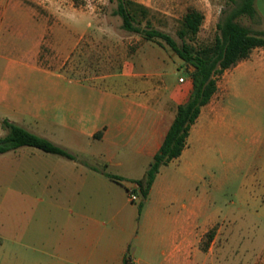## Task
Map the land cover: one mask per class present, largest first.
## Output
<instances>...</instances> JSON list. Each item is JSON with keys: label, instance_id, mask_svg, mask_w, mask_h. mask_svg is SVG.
Returning <instances> with one entry per match:
<instances>
[{"label": "crops", "instance_id": "obj_1", "mask_svg": "<svg viewBox=\"0 0 264 264\" xmlns=\"http://www.w3.org/2000/svg\"><path fill=\"white\" fill-rule=\"evenodd\" d=\"M0 7V137L9 120L75 156L22 148L0 154V174L14 173L23 193L18 211L44 224L40 232L18 234L22 264H122L125 256L133 264H200L202 226L214 220L201 222L202 204L210 206L211 197L201 194L206 158L196 142L220 122L223 106L213 98L202 108L182 155L161 168L140 211L128 191L145 177L178 106L188 101L190 77L161 85L128 63L121 72L89 73V33L102 28L82 16L50 24L36 13L26 26L24 7L15 17L8 0ZM95 39L96 60L104 66L103 36ZM203 150L210 154V144ZM10 162L15 170L5 168ZM30 191L47 199L27 201Z\"/></svg>", "mask_w": 264, "mask_h": 264}, {"label": "rangeland", "instance_id": "obj_2", "mask_svg": "<svg viewBox=\"0 0 264 264\" xmlns=\"http://www.w3.org/2000/svg\"><path fill=\"white\" fill-rule=\"evenodd\" d=\"M133 1L149 8L153 27L171 35L179 45L183 43L178 36L183 17L190 9L201 11L205 17L201 31L195 39L187 40L197 48L213 44L223 12L233 7L230 0ZM8 3L14 17L20 16L24 7L26 26L34 24L32 16L36 13L50 24H63L69 18L80 19L82 16L83 23L102 28V32L89 33L93 38L89 45V73L121 72L128 63L137 71L159 79L161 85L173 80L182 84L180 79L186 81L189 76L183 61L171 49L122 29V20L114 13L116 2L8 0ZM255 7L262 21L242 17L239 22L264 31V0H256ZM96 36H103L104 66L100 65V59L96 60ZM30 46L31 43L26 41V53ZM43 51L48 57L50 50L44 47ZM4 65L0 55V79ZM29 78L26 73V87ZM219 85L222 89L213 102L224 108L221 120L207 128L208 137L196 142L200 157L206 158L202 160L205 180L200 185L201 194L203 197L205 192H210L211 197L210 206L202 204L201 222L203 225L209 217L214 220V225L202 226L200 264H264V48L255 49L241 70L226 71L219 78ZM208 143L211 152L205 155L203 148ZM22 149L45 154L31 147ZM5 168L15 170L16 164L10 162ZM10 175L0 174V264H22L24 254H17L18 234L40 232L44 224L40 218L18 211L16 204L23 200V193H18L17 177L14 173ZM26 195L25 200L31 202L47 199L32 191ZM134 204L140 209L141 199ZM28 211L32 213V210Z\"/></svg>", "mask_w": 264, "mask_h": 264}, {"label": "trees", "instance_id": "obj_3", "mask_svg": "<svg viewBox=\"0 0 264 264\" xmlns=\"http://www.w3.org/2000/svg\"><path fill=\"white\" fill-rule=\"evenodd\" d=\"M110 1L117 3L114 13L121 18L122 29L139 35L145 41L171 49L183 61L193 85L188 101L178 106L176 117L145 177L137 181L141 211L161 168L182 155L192 126L200 117L202 108L219 92V78L226 71L250 59L255 49L264 48V31L254 30L239 22L242 17L262 21L255 7L256 0H230L233 7L223 12L217 24L218 34L213 44L197 48L187 43V40L198 36L205 20L201 11L190 9L183 17L178 31V36L183 41L182 45H179L171 35L153 27L149 19V8L133 0ZM2 128L6 135L0 137V154L32 147L75 160V156L67 150L9 120L2 122ZM107 176L118 180L110 174ZM122 264H133L131 257L125 256Z\"/></svg>", "mask_w": 264, "mask_h": 264}, {"label": "built area", "instance_id": "obj_4", "mask_svg": "<svg viewBox=\"0 0 264 264\" xmlns=\"http://www.w3.org/2000/svg\"><path fill=\"white\" fill-rule=\"evenodd\" d=\"M180 82L184 83V79L181 78ZM128 193H129L131 202H137L141 199L138 184H136L133 188H130Z\"/></svg>", "mask_w": 264, "mask_h": 264}]
</instances>
